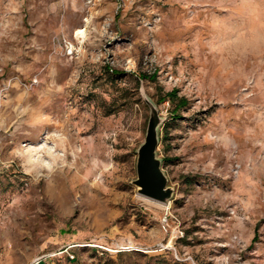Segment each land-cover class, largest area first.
Returning <instances> with one entry per match:
<instances>
[{
    "label": "rangeland",
    "instance_id": "374dc122",
    "mask_svg": "<svg viewBox=\"0 0 264 264\" xmlns=\"http://www.w3.org/2000/svg\"><path fill=\"white\" fill-rule=\"evenodd\" d=\"M38 259L264 264V0H0V264Z\"/></svg>",
    "mask_w": 264,
    "mask_h": 264
},
{
    "label": "water",
    "instance_id": "95a60500",
    "mask_svg": "<svg viewBox=\"0 0 264 264\" xmlns=\"http://www.w3.org/2000/svg\"><path fill=\"white\" fill-rule=\"evenodd\" d=\"M151 109L144 141L137 149L136 179L133 181L138 193L150 199L166 203L172 196V189L168 187L167 177L162 170V162L158 157L159 144L158 127L160 117L155 105L146 100Z\"/></svg>",
    "mask_w": 264,
    "mask_h": 264
},
{
    "label": "trees",
    "instance_id": "16d2710c",
    "mask_svg": "<svg viewBox=\"0 0 264 264\" xmlns=\"http://www.w3.org/2000/svg\"><path fill=\"white\" fill-rule=\"evenodd\" d=\"M140 77H144L142 74ZM177 94H176V90H172L170 92H168L164 97L161 98L162 101H164L165 99H169L170 101H173L176 98ZM186 99L185 98H179L178 99V105L177 107L172 111V115L173 116H177L178 113V109L182 106L186 105Z\"/></svg>",
    "mask_w": 264,
    "mask_h": 264
},
{
    "label": "bare ground",
    "instance_id": "6f19581e",
    "mask_svg": "<svg viewBox=\"0 0 264 264\" xmlns=\"http://www.w3.org/2000/svg\"><path fill=\"white\" fill-rule=\"evenodd\" d=\"M85 36V29L79 28L76 31V37L83 38Z\"/></svg>",
    "mask_w": 264,
    "mask_h": 264
},
{
    "label": "built area",
    "instance_id": "2783aa9c",
    "mask_svg": "<svg viewBox=\"0 0 264 264\" xmlns=\"http://www.w3.org/2000/svg\"><path fill=\"white\" fill-rule=\"evenodd\" d=\"M39 261V259L38 260H35V263H37Z\"/></svg>",
    "mask_w": 264,
    "mask_h": 264
},
{
    "label": "crops",
    "instance_id": "0c3cea01",
    "mask_svg": "<svg viewBox=\"0 0 264 264\" xmlns=\"http://www.w3.org/2000/svg\"><path fill=\"white\" fill-rule=\"evenodd\" d=\"M31 264H36L35 261H33Z\"/></svg>",
    "mask_w": 264,
    "mask_h": 264
}]
</instances>
